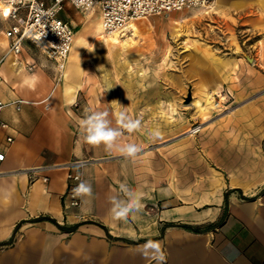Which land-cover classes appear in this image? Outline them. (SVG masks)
<instances>
[{
  "label": "crops",
  "instance_id": "0c3cea01",
  "mask_svg": "<svg viewBox=\"0 0 264 264\" xmlns=\"http://www.w3.org/2000/svg\"><path fill=\"white\" fill-rule=\"evenodd\" d=\"M71 8L65 4L63 20ZM214 8L226 24L259 27L264 42V0H214L206 12ZM0 14V264H264V47L255 45L251 64L220 67L234 109L164 144L123 129L119 145L142 146L128 157L82 135L87 115L106 112L116 128L113 107L139 104L91 96L92 52L72 50L92 38L91 24L74 30L61 69L28 41L19 54L8 53L4 33L12 22L3 0ZM71 161L87 162L80 174L92 188L77 208L65 196ZM121 184L143 194L141 209L126 220L111 213L110 198H125ZM149 241L160 252L146 250Z\"/></svg>",
  "mask_w": 264,
  "mask_h": 264
},
{
  "label": "rangeland",
  "instance_id": "374dc122",
  "mask_svg": "<svg viewBox=\"0 0 264 264\" xmlns=\"http://www.w3.org/2000/svg\"><path fill=\"white\" fill-rule=\"evenodd\" d=\"M65 4L59 13L61 19L65 17ZM71 11L77 18L65 20L72 23L75 32L87 23L93 32L90 40L83 44L77 41L75 47L83 45L81 50L92 52L95 81L91 83V96L109 98L112 94L139 103L113 108L117 116L123 111L139 119L141 126L134 131L151 141L156 139L157 144L178 140L205 119L234 109L233 95L223 85L220 67L237 60L251 64L255 45L264 47V42H258L259 27L235 24L233 20L231 25L226 24L215 8L149 16L134 23L137 34L128 32L119 38L125 46L98 47L95 39L103 35L99 9L85 13L72 7ZM2 29L0 14V38ZM212 102L218 106L213 107Z\"/></svg>",
  "mask_w": 264,
  "mask_h": 264
},
{
  "label": "built area",
  "instance_id": "2783aa9c",
  "mask_svg": "<svg viewBox=\"0 0 264 264\" xmlns=\"http://www.w3.org/2000/svg\"><path fill=\"white\" fill-rule=\"evenodd\" d=\"M213 2L214 0H50L46 4L45 0H3V11L12 22L4 35L9 40L8 53L19 54L22 43L28 41L62 69L74 40L73 27L59 17L65 3L85 13L98 8L103 34L123 35L129 32L131 24L149 16L190 9L207 11ZM3 60L4 57L0 59V65ZM1 81L0 75V83ZM2 107L0 102V111ZM5 127L0 121V133ZM199 129L200 126L197 125L189 129V133L196 134ZM7 141L11 142V138ZM0 157L4 159L1 152ZM86 164V161H71L64 165L67 170L65 196L70 207L77 208L80 205V197L74 196L73 189L82 181L80 171ZM39 170L42 168L37 167L27 172L33 176ZM2 175L0 172V176ZM42 180L47 181V178L42 177Z\"/></svg>",
  "mask_w": 264,
  "mask_h": 264
},
{
  "label": "clouds",
  "instance_id": "9594fccd",
  "mask_svg": "<svg viewBox=\"0 0 264 264\" xmlns=\"http://www.w3.org/2000/svg\"><path fill=\"white\" fill-rule=\"evenodd\" d=\"M107 117L108 113L106 112H93L81 121L82 135L85 141L92 145L103 144L106 150H117L128 157H133L139 153L142 150L141 145L128 143L121 146L117 142L122 134L121 129H127L129 132L134 131L141 126V121L139 119H132L125 112L121 111L117 116V123L120 127L114 128ZM120 192L125 198L118 196L110 198L112 204L111 213L116 220H126L130 214L138 212L141 209L143 194L133 191L126 184L120 185ZM73 194L76 197L91 196V185L81 181L73 189ZM144 248L160 252V243L149 241L144 245ZM157 259H164L162 252Z\"/></svg>",
  "mask_w": 264,
  "mask_h": 264
},
{
  "label": "bare ground",
  "instance_id": "6f19581e",
  "mask_svg": "<svg viewBox=\"0 0 264 264\" xmlns=\"http://www.w3.org/2000/svg\"><path fill=\"white\" fill-rule=\"evenodd\" d=\"M217 3L220 1V0H215ZM3 10H5V7H3ZM91 12V11H90ZM89 13V12H88ZM131 28H132V31L133 33L132 34H135L137 32V27L133 24L130 25ZM124 37V34L123 35H119V34H116V33H113V34H103V35H99L98 38H96V42H97V46H104L105 48H109V49H112V48H116L117 46L121 45H125V42H121V38ZM120 38V39H119ZM77 45H75L76 47ZM73 46L72 50L75 48ZM98 51H102V50H98ZM89 59L85 57L84 59V63H88ZM218 106V103L217 102H214L213 103V107H217Z\"/></svg>",
  "mask_w": 264,
  "mask_h": 264
},
{
  "label": "trees",
  "instance_id": "16d2710c",
  "mask_svg": "<svg viewBox=\"0 0 264 264\" xmlns=\"http://www.w3.org/2000/svg\"><path fill=\"white\" fill-rule=\"evenodd\" d=\"M11 240H9L6 244H10Z\"/></svg>",
  "mask_w": 264,
  "mask_h": 264
},
{
  "label": "snow or ice",
  "instance_id": "6c2138e0",
  "mask_svg": "<svg viewBox=\"0 0 264 264\" xmlns=\"http://www.w3.org/2000/svg\"><path fill=\"white\" fill-rule=\"evenodd\" d=\"M0 159H3V157H0Z\"/></svg>",
  "mask_w": 264,
  "mask_h": 264
}]
</instances>
